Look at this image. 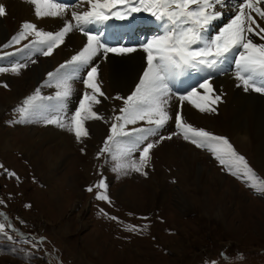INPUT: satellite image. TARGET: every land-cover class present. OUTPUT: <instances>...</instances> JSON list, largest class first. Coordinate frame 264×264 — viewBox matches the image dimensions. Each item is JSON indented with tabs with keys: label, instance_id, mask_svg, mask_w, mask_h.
<instances>
[{
	"label": "rangeland",
	"instance_id": "1",
	"mask_svg": "<svg viewBox=\"0 0 264 264\" xmlns=\"http://www.w3.org/2000/svg\"><path fill=\"white\" fill-rule=\"evenodd\" d=\"M77 2L75 0L74 4ZM224 19L226 17L222 18L223 21ZM71 22L73 24V21ZM21 31L23 30L20 27L14 36ZM7 39L6 44H10L12 38ZM36 39L33 33L26 39H21L19 43L10 44L9 47H4L6 44L0 46V56H4L5 53L15 55L21 53L25 50V45H28L26 49L31 52L27 58L13 55L0 59V66L3 67H11L12 63L27 65L20 70L19 75L11 71L0 73V86L3 83L8 85L9 81L1 80L3 77L16 81L26 75L31 76L42 60L49 58L43 55L46 48L33 46ZM36 47L39 49L33 51ZM76 54L75 52L74 55ZM221 68L211 72L214 73L211 75L212 79L220 74ZM228 68L236 69L234 64ZM56 70L53 69L51 72L54 71L55 74ZM65 71L64 74L60 73L52 78L51 86L45 84L49 80L48 75L47 77L40 76L36 81L32 80L34 77L31 76L32 86L26 87L23 90L24 95L14 102L8 104L5 102V99L10 96L8 92L5 93L6 96L0 95V110L3 112V114L0 112V117H3L0 119V165H3V169H0V200L5 202L0 204V213L3 211L12 220L2 219L0 216V224L5 225L3 231L0 232V264H210V261H215L216 264H264V194L256 190L264 187V172L256 168L254 160L249 157L250 151L246 155L230 142L232 150L245 158L257 177L249 178L241 173L238 178L232 175V172L237 169L229 167L227 156L222 157L226 162L221 164L216 154L209 151L207 147L197 148L191 143L202 156L201 163H204L205 167L208 166L207 171L218 172V177L214 179L211 174L213 179L210 180L214 181L208 182L209 187L205 186L207 178L201 182L195 177L190 178L185 180L186 184L199 187L202 183L201 187L206 189L202 191L212 202H217L216 198L221 192L223 193L224 188L232 185L234 191L236 190V195L226 194L224 196L228 204L226 210H214V212L206 209L200 210L195 207L196 203L188 195L179 193L184 182V179L180 180L179 177L184 169V160L181 158L183 153L179 158L172 157L162 163L158 161L153 147L149 152L151 157L149 163L142 166L139 150L134 151L131 156H120L128 143L123 138L118 144L108 141L110 151L100 153L99 150L105 147V141L111 135V124L121 123L115 120V117L121 115L119 109L124 107V99H115L117 96H122L113 95L108 99L101 97L102 103L92 105L93 110L104 118L96 121L104 124L108 117L112 120L111 124L106 126L107 130L103 140L97 141L96 155H93L90 149L91 123L95 120H86L84 124L89 135L82 137L83 142L78 143L74 133L68 131L71 142L67 139L66 157L59 160L49 152L53 148L62 152V146L58 148L48 134H43L44 131L40 130L41 132L35 136L30 135V128L45 130L48 126L56 125L45 123L42 117L56 114L55 96L58 91H62L57 87L58 78L64 75L72 76V79H76L78 84L84 86L79 77L86 78L85 74L75 75L71 71ZM206 72L209 71L206 70ZM195 73L199 72L185 70L177 75L169 83L171 92H187L193 86L198 85L202 80ZM38 87L41 89L42 97L53 99H45L42 102L41 112L27 116L25 122L14 123L13 121L21 119V114L17 109L23 106V100L33 94ZM256 87H259V83ZM79 91L74 92L68 104V108L73 112L78 107L77 103L83 93L89 92L84 87L81 96L78 97ZM127 96L122 98L126 99ZM14 115H20V117L17 118ZM64 118L68 119V117ZM14 125H19L17 128L21 127L22 131L3 132L8 127H15ZM141 126L148 127L142 125L140 121L136 125L129 124L126 128ZM2 127L5 129L1 130ZM163 135L166 136V133ZM149 140L153 141L150 137ZM143 146L141 145V148ZM87 152L90 153L86 155ZM91 154L94 158L95 173L91 175L94 179L92 177L90 184L87 183L83 169L85 165L91 164ZM114 155L119 159L114 160L112 158ZM133 162L135 166H141L142 171H135L132 166ZM117 163L129 166L119 172L113 171ZM35 164L40 167L49 166V168L43 167L40 173L41 169ZM157 167L163 171L164 179L162 178L160 185L154 181L157 187L154 191L157 193H154L155 199L150 203L147 200L153 191H150L151 186L148 184L153 180V175L157 174L155 173L158 171ZM4 169L14 172L19 179L3 174ZM101 178H104L108 185L107 195L111 203L95 198L97 191H103L94 186ZM249 184H255L256 188L250 187ZM89 186H93L92 192L86 190ZM240 190L242 191L241 200L237 194ZM51 191L57 193L58 208L53 206ZM125 191L126 194L131 191V194L127 195L131 197L130 200H134L131 205L124 206L117 200V197H114L116 193L125 195ZM25 205H30V207H25ZM4 216L6 217L5 214ZM110 216L118 217V221L110 219ZM143 217L147 219H142ZM9 224L11 227L8 226ZM126 225H135L139 230L128 231ZM21 233L23 236L20 235ZM40 237H44V241L39 247H35L31 238L39 239Z\"/></svg>",
	"mask_w": 264,
	"mask_h": 264
},
{
	"label": "snow or ice",
	"instance_id": "2",
	"mask_svg": "<svg viewBox=\"0 0 264 264\" xmlns=\"http://www.w3.org/2000/svg\"><path fill=\"white\" fill-rule=\"evenodd\" d=\"M27 2L35 5L37 18L61 17L62 26L59 31L51 32L38 29L34 23L24 22L22 24L23 31L13 36L10 44L19 43L21 39H26L28 35L34 33L37 39L33 42V46H41V49L46 48L43 55L51 56L53 50L64 44L65 36L74 29L79 30L87 37V43L76 55H73L65 64H61L55 74L53 72L47 74L49 80L45 84L51 86L52 78L60 74L62 69L71 68L73 73H79L81 69H84L86 78L81 76L79 79L85 88L91 89L92 92L85 91L83 93L82 98L79 99L78 107L73 112L68 108L73 94L72 86L68 81L73 77L64 75L58 78L57 87L61 88L62 91H58L55 96L56 114L43 116L42 119L45 123L56 124L62 129L73 132L76 141L78 143L83 142L82 137L89 135L84 121L104 119L97 111L93 110L92 105L102 103L98 97L108 99L96 83L99 64L94 62L95 58H106L109 53L126 55L137 50L135 47L129 46H110L101 40L102 33L94 34L88 26L108 22L110 17L115 15L112 9H115L117 5L125 6L119 10L118 18L121 20L141 10L151 11L157 20L165 23L167 31L164 35L155 37L141 45L143 51L147 53L148 66L143 71L139 84L136 85V90L131 95L126 99L119 96L115 97V99H124V107L119 109L121 115L115 117V120L121 121V123L111 124V135L107 137L105 147L99 150L100 153L110 151L108 141L118 144L123 138L128 143L121 151L120 156H131L134 151L139 150L141 165L146 166L151 159L149 152L155 143L171 139L172 135L182 134L184 140L194 144L197 148L207 147L209 151L215 153L221 164L226 162L222 157L227 156L229 167L237 169V171L232 172V175L239 178L242 173L245 177L257 178L245 158L232 150V145L225 137L215 136L202 128L197 129L183 119L179 110L172 111L169 83L185 70L215 72L231 61L236 67L235 78L240 82L238 86L242 85L244 91L252 88L257 92H264V44L254 42V36H246L245 32L253 33L254 30L248 27L246 23H242L245 7L255 11L264 19V9L254 7L255 4L264 3V0H237V11L215 36L209 35L213 22L222 19L224 15L217 5L227 6L229 0H103V2L101 0H87L90 5L89 10L82 13L71 12V18L76 21L75 24H72L70 20H64V15L66 10L71 7L70 5L62 4L59 0L55 3L52 0H27ZM105 10H107V14ZM5 15V6L0 4V17ZM247 19L256 23L250 15ZM257 27L259 28L258 24ZM260 32H264V28H260ZM254 35H259V33H254ZM260 39L264 40V36H260ZM10 44H6L4 47H9ZM27 47L28 45H25V48ZM13 55L15 54L5 53L4 56H0V59ZM32 62L35 63V61ZM26 66L24 63H12L11 67L0 66V73L11 71L19 75L20 70ZM211 79V75L204 77L186 95H181L179 100H188L190 103H194L191 97L197 94V88L204 89L207 93L213 92ZM257 83H259V87H256ZM3 86L8 87L7 83H3ZM40 93L41 89L38 87L33 94L23 100V106L17 109L21 114V119L13 121L14 123L25 122L27 116L41 112L42 102L45 99H53L52 97H42ZM220 99L221 96L216 95L215 99L210 102L215 104ZM194 106L200 112L215 111V108L206 107L203 104H194ZM64 117H68V119L66 120ZM172 119H174L176 129L179 131L164 136L161 130ZM140 121L146 122L148 127L126 128L127 125H136ZM149 137H157V139L151 141ZM141 145L144 146L141 148ZM81 151L83 152V149ZM112 158L114 160L119 159L115 155ZM128 166L117 163L113 171L119 172ZM132 166L135 171H142V167L135 166V162ZM0 169H3V165H0ZM3 174L19 179L14 172L7 169H4ZM94 186L103 190L97 191L95 198L111 203L110 197L107 195L108 185L105 179L101 178ZM249 186L256 188L255 184H249ZM86 190L92 192L93 186H89ZM256 190L260 194H264V187ZM3 203L5 202L0 200V204ZM25 207H30V205H25ZM100 211L104 212L103 209ZM104 214L109 215L108 213ZM3 215L0 213V216ZM110 219L118 221V217L115 216H110ZM142 219L147 218L143 217ZM21 222L23 223V221ZM8 226L11 227V224ZM4 227V224H0V232L3 231ZM145 227L147 226L145 225ZM126 230L139 229L135 225H126ZM31 241L35 247H39L43 243L44 237L31 238ZM210 264H216V262L210 261Z\"/></svg>",
	"mask_w": 264,
	"mask_h": 264
},
{
	"label": "bare ground",
	"instance_id": "3",
	"mask_svg": "<svg viewBox=\"0 0 264 264\" xmlns=\"http://www.w3.org/2000/svg\"><path fill=\"white\" fill-rule=\"evenodd\" d=\"M52 2L55 3L56 0H52ZM101 2H103V0H101ZM0 4H3L6 9V15L0 17V46L2 44H6L8 42L7 38H9L10 40L14 36V34L18 30H20V27L21 30H23L22 24L24 22L34 23L37 25L38 29L51 32L59 31L63 23L61 17L37 18L35 15V5L28 3L27 0H0ZM70 6L71 7L66 10L64 20L73 21V24H75L76 21L72 20L71 18L72 11L82 13L90 9V5L87 3V0H78L77 4ZM217 7L220 9V11L223 12V17H226V19H224V21L222 19H218L213 22L212 30L214 31L212 32L211 30V32L209 33V35L211 36H215L218 33L219 29L237 11V0H229L227 6L217 5ZM254 7L264 9V3L255 4ZM105 12L107 14V10H105ZM249 15L255 19L256 23H252L251 20L247 19ZM242 23H246L248 27H251L254 30L253 33L245 32L246 36H254V42L264 44V40L260 39V36H264V32H260V28H264V19H262L255 11H251L247 7H245L244 14L242 15ZM257 24L259 25V28L257 27ZM160 25L162 26V30L156 31L158 30V28H154V22L149 20V26L147 28V37L149 40H153L155 37L165 34V32L167 31L165 24ZM254 33H259V35H254ZM85 43H87V37L83 35L79 30L74 29L72 32L68 33L65 36L64 44L60 45L58 48H55L53 50V54L49 56L48 59L42 60L39 66L34 69L31 75L34 77L32 78V80L36 81L38 78H40V76L47 77V74L53 69H58L61 64H65L67 61H69L75 54V52L77 53L83 48ZM135 48L137 50L130 54L118 55L109 53L106 58H95L94 62L99 64V67L97 69L96 83L99 85L100 89L106 94L107 97H111L113 95H121L122 97H125L128 94L130 95L133 90H136V85L139 84L140 78L143 75V71L147 68L148 64L147 53H145L142 48ZM38 49L39 47L33 48V51H36ZM30 53L31 52L29 51V49L25 48L23 52L18 53L15 56H22L24 58H27L29 57ZM232 64L234 63H232L231 61L224 64L220 70V74H218L217 77L211 79L210 83L213 85V92L207 93L204 89H197V94L191 97V100L194 103H190L188 100L180 101L179 97L181 95L171 92L170 103L173 105L172 111L175 112L179 110L183 119L187 123L192 124L197 129L202 128L215 136L225 137L229 143H234L237 146L236 148H239L246 155H248V151H250L251 155H249V157L254 160V165L256 166V168L260 169V171L264 172V95L252 88H250L248 91H244L242 85L238 86L240 82L235 78L236 69L233 70L228 68ZM65 70H67V72L71 71L72 73L71 68H66L61 70V74H64ZM74 74L83 75L85 74V70L81 69L79 73ZM202 74L203 76H201ZM196 75L201 76L198 78L202 80L204 77L212 74L203 71ZM31 76L26 75L20 80L16 79V81H11L4 77L1 79L5 80V82L9 81L7 88H5L3 85L0 86V95L6 96V92L10 94V96L5 99V102L7 104L14 102L16 99L21 97V95H24L23 90L26 87L32 86L30 82ZM75 80L76 79H70L68 83L72 86L73 94L75 91L78 92V90H80L78 93L80 94L78 97H80L82 94L81 91L85 86L78 84ZM81 86L83 88H81ZM88 90L89 93L92 92L91 89ZM216 95L221 96L220 101H217L215 104H211L210 101L214 100ZM194 104H203L206 107L215 108V111L200 112L199 109L194 106ZM179 106H182V108H178ZM45 109L46 108H44V110ZM0 112L3 114L2 110H0ZM19 117L20 115L17 116V118ZM1 118L3 117H0V119ZM109 119L110 117H108L107 121L104 122V124L96 120L91 123L92 140L90 141V149L93 155H96L97 141L101 142V140H103L107 130L106 126H109V124H111L112 122V120ZM141 122L142 125L148 126L146 122ZM171 123H173V125ZM174 123V119L170 120L166 127L161 130L162 134L166 133V136H168L174 132H178L179 130L175 128ZM17 127H19V125L13 128L8 127V129L2 127L1 130L5 129L3 132H10L15 130L16 132L22 131L20 130L21 127ZM46 128L45 130L30 128V135L35 136V134L40 133L41 131H44L43 134H48L58 148L60 147V145L62 146V152H59L57 148H53L49 153H51L57 159L62 160V157H66L68 151V147L66 146L67 149L65 147L67 139L71 142L69 137L70 135H68V130L62 129L57 125L48 126ZM182 136V134L172 135L171 139H165L159 143L154 144V152H156L158 161H161L163 163L169 158L172 159V157L174 159L176 157L179 158L183 153V156L181 158L184 160V169L179 174V177L180 180L184 179V182L182 183V187L179 193L188 195L189 198H191V200L196 203L195 207H198L200 210L206 209L213 212L214 210H226L228 204L224 196H226V194L236 195V190L234 191V187L232 185L228 188H224L223 193L221 192V194H219L220 196L216 198L217 202H212V200L210 201V199L207 198L206 193L202 191V189H205V187H201L202 183L199 184V187H194L186 184L185 180L187 181L190 178L195 177L199 182L207 178L208 180L205 186L209 187V183H212L214 181H211L213 179L211 178V174H213V177L215 179L216 177H218V172H208V166L206 165L207 167H205V164L201 163L200 159L202 158V156L200 155L198 150L189 141L184 140ZM39 137L42 136L39 135ZM156 138L157 137H150V139H152L153 141H155ZM19 140L20 142H22L21 139ZM9 145H11V141H9ZM88 153L90 152H87L86 155ZM92 154L90 161L91 164L89 166L85 165L83 169L87 183L89 182L90 184L92 183L91 180L93 177H91V175L95 173V165H93L94 158ZM35 165L36 167H39L41 169V171H39L40 173L42 172L43 167L49 168V166L42 165L40 167L37 164ZM156 170H158L157 172H155L157 174L153 175V180H151L148 184V186H151L150 191H153L151 197L147 200L150 203L153 201V199H155L154 193H157L156 191H154L157 188L154 184V181L155 183L160 185L162 178L164 179L163 171L161 170V168L157 167ZM212 191L213 190L211 189V192ZM51 192L53 193H50L53 206L58 208L59 202L58 200H56L58 198L56 197L57 193L53 191ZM124 193L125 195H123L122 193H116V196L114 197H117V200L121 204L123 203L124 206L131 205L132 201L134 200H130L131 197H127L128 194H131V191H129L128 194H126V191ZM237 194L239 195V199L241 200L242 191L240 190V192H237ZM214 195L216 196V194ZM235 201H238V199H235Z\"/></svg>",
	"mask_w": 264,
	"mask_h": 264
}]
</instances>
